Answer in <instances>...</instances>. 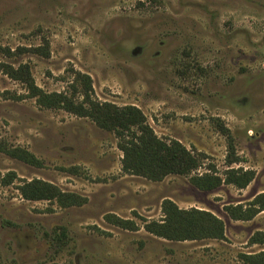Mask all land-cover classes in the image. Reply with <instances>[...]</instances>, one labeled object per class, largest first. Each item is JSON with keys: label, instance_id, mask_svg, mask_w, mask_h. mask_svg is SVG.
I'll return each mask as SVG.
<instances>
[{"label": "rangeland", "instance_id": "obj_1", "mask_svg": "<svg viewBox=\"0 0 264 264\" xmlns=\"http://www.w3.org/2000/svg\"><path fill=\"white\" fill-rule=\"evenodd\" d=\"M44 40L48 57L5 52ZM0 63L27 65L47 94L70 95L75 71L89 76L92 99L135 106L158 138L202 154L198 174L228 169L221 124L241 161L232 168L255 173L244 189L210 192L189 176L125 175L112 132L40 107L0 72V175H14L0 183V264H244L241 255L264 251L249 243L264 233V212L250 221L224 212L264 193V0H0ZM18 148L39 164L7 155ZM33 180L84 203L24 200L17 188ZM165 199L211 212L225 239L173 242L146 233L143 221L161 220ZM108 215L138 230L114 226Z\"/></svg>", "mask_w": 264, "mask_h": 264}, {"label": "trees", "instance_id": "obj_2", "mask_svg": "<svg viewBox=\"0 0 264 264\" xmlns=\"http://www.w3.org/2000/svg\"><path fill=\"white\" fill-rule=\"evenodd\" d=\"M16 51L15 53L5 50L8 56L31 53L48 57L49 45L44 40L39 47ZM0 72L24 85L27 96L35 99L40 107L61 109L77 117L88 118L98 128L112 132L118 140L117 147L122 153L121 172L125 175L142 177L152 182L162 181L169 175L189 176L192 186L207 192L214 191L224 184L244 189L254 179V171L242 167L232 168L233 164H239L241 161L235 152L232 137L221 124L216 126L227 140L228 169L223 176L218 175L212 166L198 174L195 172L205 158L202 154L193 153L176 140L164 141L158 138L137 107H117L92 99V83L89 76L77 71L73 72V80L69 85L71 93L66 95L44 93L35 85L27 65H18L14 68L0 63ZM7 155L31 165L39 164L23 149H10ZM13 179L12 173L0 175V183L3 185H9ZM17 189L21 197L27 201H56L62 208L80 206L84 203V199L72 193L60 192L54 186L40 180L23 182ZM224 212L234 221H250L264 212V193L254 196L245 206H225ZM161 214L162 218L159 221H143L142 228L146 233L173 242L225 239L224 223L209 211L194 208L183 210L172 201L165 199L161 204ZM106 221L124 230H138L132 221L121 220L113 215L106 216ZM61 236L64 237V234L62 233ZM249 243L264 244V233L256 232L250 237ZM240 259L244 264H264V251L255 255H241Z\"/></svg>", "mask_w": 264, "mask_h": 264}]
</instances>
